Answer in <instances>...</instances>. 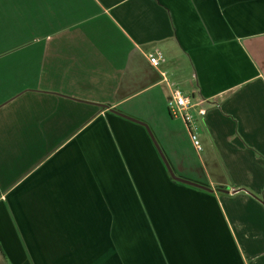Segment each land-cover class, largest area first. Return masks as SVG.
<instances>
[{
	"label": "crops",
	"instance_id": "crops-1",
	"mask_svg": "<svg viewBox=\"0 0 264 264\" xmlns=\"http://www.w3.org/2000/svg\"><path fill=\"white\" fill-rule=\"evenodd\" d=\"M32 20L0 50V264H264V0H0Z\"/></svg>",
	"mask_w": 264,
	"mask_h": 264
},
{
	"label": "built area",
	"instance_id": "built-area-1",
	"mask_svg": "<svg viewBox=\"0 0 264 264\" xmlns=\"http://www.w3.org/2000/svg\"><path fill=\"white\" fill-rule=\"evenodd\" d=\"M164 59L161 52H154L148 55V61L154 67L158 66ZM162 77L166 84L170 86V96L166 102L170 116L181 118L185 122L194 148L200 151L202 145L198 139L196 116H205L206 109L203 107L204 100L195 98L190 94H184L179 88L174 87V85L166 79L164 73H162Z\"/></svg>",
	"mask_w": 264,
	"mask_h": 264
},
{
	"label": "rangeland",
	"instance_id": "rangeland-1",
	"mask_svg": "<svg viewBox=\"0 0 264 264\" xmlns=\"http://www.w3.org/2000/svg\"><path fill=\"white\" fill-rule=\"evenodd\" d=\"M10 25H11L10 28L11 30L8 31L7 28L9 24L0 23V50H2L3 47H16V46L32 43L34 40L28 39L26 36H28L29 34L33 35L36 32H38L39 30H37L38 28L36 26L40 24L32 20V22H27V23L17 22V23H12ZM19 32L23 34H20ZM2 57H3L2 54H0V58ZM198 139L203 149L202 140L199 136ZM223 173L227 175L226 171H223Z\"/></svg>",
	"mask_w": 264,
	"mask_h": 264
},
{
	"label": "water",
	"instance_id": "water-1",
	"mask_svg": "<svg viewBox=\"0 0 264 264\" xmlns=\"http://www.w3.org/2000/svg\"><path fill=\"white\" fill-rule=\"evenodd\" d=\"M170 172H171V171H170ZM171 176L173 177L174 180H177V181H179V182H182V183H186V184H190V185H194V186H197V187H201V188H205V189H207L206 187H204V186H202V185H200V184H196V183L191 182V181H188V180H186V179H184V178L176 177V176H174V174H173L172 172H171Z\"/></svg>",
	"mask_w": 264,
	"mask_h": 264
}]
</instances>
